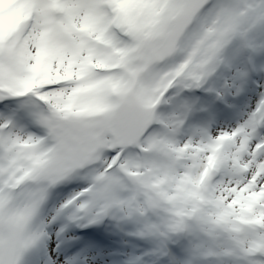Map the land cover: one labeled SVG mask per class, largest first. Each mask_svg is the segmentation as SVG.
I'll use <instances>...</instances> for the list:
<instances>
[{
  "label": "snow or ice",
  "instance_id": "6c2138e0",
  "mask_svg": "<svg viewBox=\"0 0 264 264\" xmlns=\"http://www.w3.org/2000/svg\"><path fill=\"white\" fill-rule=\"evenodd\" d=\"M0 264H264V0H0Z\"/></svg>",
  "mask_w": 264,
  "mask_h": 264
}]
</instances>
